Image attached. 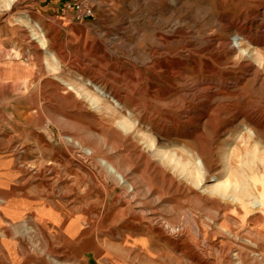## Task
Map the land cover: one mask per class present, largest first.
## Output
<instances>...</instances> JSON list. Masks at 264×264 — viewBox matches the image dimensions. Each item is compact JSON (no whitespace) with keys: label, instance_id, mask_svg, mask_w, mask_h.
<instances>
[{"label":"rangeland","instance_id":"1","mask_svg":"<svg viewBox=\"0 0 264 264\" xmlns=\"http://www.w3.org/2000/svg\"><path fill=\"white\" fill-rule=\"evenodd\" d=\"M68 1L0 0V264H264V0Z\"/></svg>","mask_w":264,"mask_h":264},{"label":"bare ground","instance_id":"2","mask_svg":"<svg viewBox=\"0 0 264 264\" xmlns=\"http://www.w3.org/2000/svg\"><path fill=\"white\" fill-rule=\"evenodd\" d=\"M15 1L16 0H7L6 3L8 4V6H12L15 3ZM30 26H31V29H32L33 37L35 39L39 40L40 43L44 46V48H46V50H47V47H46L47 45H46L44 37H43L44 34H42V32L40 31L39 25L37 23L31 22ZM90 85L94 87L96 92H94V93L90 92L89 93L87 91V92H85L86 96L94 105H98L99 104V100H100V96L107 97V95L97 85H92V84H90ZM85 90H87V88ZM122 128L127 132V131H130L132 129V126L129 123L123 122L122 123ZM250 133H252V131ZM231 150H232V147H230L229 151H231ZM156 153L161 157V159L163 161H166L169 165L173 166V168H177L178 169L181 166V164H182V161L178 157V155L175 152H170L166 148H159ZM189 156L191 158H193L191 153H189ZM103 164L107 167L109 172L111 174H114L121 182L122 181H123V183L127 182L125 180L124 176L121 175L113 165L109 164L106 161H104ZM195 165L198 168V170L202 171L201 169L204 166H203V162H201L200 159L195 161ZM198 170H197V173H198ZM243 175H244V173H243ZM226 177L227 178L224 179V180H219V179L215 180V183L213 185H211V187H209L207 189V191L211 192L212 194L218 195L223 200H227V201L232 202L235 205V207H241L243 209H247L249 206L255 207L258 204V202H256V199L254 198V191H255V187L254 186H256V184L252 185L248 179H246V180H235L233 182V180L229 179L230 176L227 175ZM262 188H264V183H263V187ZM262 193H264V189H263V192H261V194ZM262 206L264 208V201H262ZM239 259H240V257H239ZM57 264H63V263L58 262Z\"/></svg>","mask_w":264,"mask_h":264},{"label":"built area","instance_id":"3","mask_svg":"<svg viewBox=\"0 0 264 264\" xmlns=\"http://www.w3.org/2000/svg\"><path fill=\"white\" fill-rule=\"evenodd\" d=\"M64 10L73 14V20L82 23L91 20L94 16L88 0L68 1L64 4Z\"/></svg>","mask_w":264,"mask_h":264},{"label":"crops","instance_id":"4","mask_svg":"<svg viewBox=\"0 0 264 264\" xmlns=\"http://www.w3.org/2000/svg\"><path fill=\"white\" fill-rule=\"evenodd\" d=\"M15 162L13 163L11 161L6 160L0 150V191L5 192L7 189H9V178L11 177L9 174L11 172L9 170V167H16L17 162Z\"/></svg>","mask_w":264,"mask_h":264}]
</instances>
